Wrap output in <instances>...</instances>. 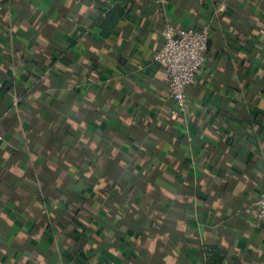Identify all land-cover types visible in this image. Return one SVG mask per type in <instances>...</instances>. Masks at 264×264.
Wrapping results in <instances>:
<instances>
[{
    "label": "crops",
    "instance_id": "crops-1",
    "mask_svg": "<svg viewBox=\"0 0 264 264\" xmlns=\"http://www.w3.org/2000/svg\"><path fill=\"white\" fill-rule=\"evenodd\" d=\"M166 23L209 28L183 115ZM0 77V264H264V0H4Z\"/></svg>",
    "mask_w": 264,
    "mask_h": 264
},
{
    "label": "built area",
    "instance_id": "built-area-1",
    "mask_svg": "<svg viewBox=\"0 0 264 264\" xmlns=\"http://www.w3.org/2000/svg\"><path fill=\"white\" fill-rule=\"evenodd\" d=\"M4 0H0V10ZM162 34L164 42L154 52L153 59L166 65L168 71V94L175 104L176 114L183 115L187 110L186 88L197 80V74L206 58L209 40V28L201 29L175 26L166 23ZM3 79L0 77V87ZM253 206L238 209L237 213L250 214L264 222V191L255 199Z\"/></svg>",
    "mask_w": 264,
    "mask_h": 264
},
{
    "label": "trees",
    "instance_id": "trees-1",
    "mask_svg": "<svg viewBox=\"0 0 264 264\" xmlns=\"http://www.w3.org/2000/svg\"><path fill=\"white\" fill-rule=\"evenodd\" d=\"M124 13V7L118 4L113 5L112 7L108 8L102 16L97 19V25L102 29H113L121 16ZM9 85H6L3 82L2 87H0L1 91L5 88H9Z\"/></svg>",
    "mask_w": 264,
    "mask_h": 264
}]
</instances>
